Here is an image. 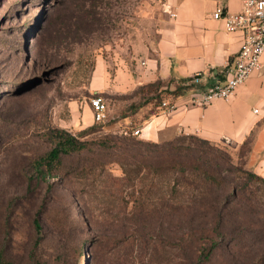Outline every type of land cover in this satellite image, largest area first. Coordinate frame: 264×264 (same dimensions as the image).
<instances>
[{
  "label": "rangeland",
  "instance_id": "374dc122",
  "mask_svg": "<svg viewBox=\"0 0 264 264\" xmlns=\"http://www.w3.org/2000/svg\"><path fill=\"white\" fill-rule=\"evenodd\" d=\"M97 4L0 0V222L6 216L9 220L7 226L0 223V255L15 264H43L55 247L57 227L75 219L83 225L73 239L79 264H192L189 245L175 243L180 220L141 218L134 230L126 205L133 200L132 190L121 179L123 171L114 158L105 159L110 162L106 168L98 164L87 180L77 176L72 183L57 182L54 193L48 191L46 181L29 182L32 158L51 147L50 128H65L96 147L120 136L119 124L126 119L143 127L149 108L171 95L164 82L160 87L145 84L122 94H103L110 120L103 126L96 124L90 111L83 119L85 109L93 111L92 77L98 64L111 70L155 41L164 0H97ZM94 8L98 12L89 13L87 20L84 11ZM215 144L231 153L240 166L254 168L249 143ZM98 152L94 148L88 157L100 161ZM53 181L61 180L50 177L49 182ZM251 182L264 211V183ZM68 187L74 189L73 195ZM158 199L155 195L152 201ZM42 203L45 236L35 247L33 216ZM242 238L243 242L250 239ZM225 248L214 261L199 264H264L257 246L235 252Z\"/></svg>",
  "mask_w": 264,
  "mask_h": 264
},
{
  "label": "trees",
  "instance_id": "16d2710c",
  "mask_svg": "<svg viewBox=\"0 0 264 264\" xmlns=\"http://www.w3.org/2000/svg\"><path fill=\"white\" fill-rule=\"evenodd\" d=\"M90 1L93 7L98 6L97 0ZM97 12L95 8L91 12L85 10V18L89 20V13ZM160 83L163 81L157 80L146 85L157 84L160 87ZM190 83L191 78L180 80L176 88L171 90L168 100L174 101L184 93L185 88L190 89ZM103 94L95 91L93 96L103 97ZM163 101L157 100L149 108L143 123L165 110ZM124 126L137 128L126 119L119 124L120 136L109 137L96 147L92 146L91 141L82 139V136L65 128H50L47 135L52 143L51 147L32 158L29 182L33 184L35 179L37 185L46 181L48 191L54 193L57 182L64 185L72 183L77 176L87 180L95 173L98 164L106 168L110 162H104L105 159L114 158L113 162L120 164L122 168L121 179L132 190L129 196L133 200L128 201L126 205L127 215L129 221L134 224V230L141 218L180 220V232L176 235L178 239L175 243L178 246L189 245L187 247L192 264L214 261L225 247H231L233 250L230 252H235L240 248L257 246L258 250L262 251L261 260H264V211L256 202V193L251 189L252 180L264 183L263 175L255 168L240 166L234 161L231 153L215 144L217 142L200 136L188 134L186 137L160 143L124 135L121 133ZM248 143L251 152L252 136L241 144ZM94 148L101 155L100 161L88 157ZM75 159L78 162H75ZM50 177L61 181L49 182ZM72 187L68 189L73 195ZM155 195L159 196L157 202L152 201ZM5 207L7 210L9 206ZM44 214L45 203H42L33 216L37 233L35 247L44 240ZM0 223L7 226V216ZM88 224L90 221L86 220V225ZM82 228L83 225L75 219L68 226L57 227L55 247L47 257L45 256L43 264H79L74 259L76 251L73 239L75 233ZM243 235L250 239L243 242ZM246 256L243 253L242 257L248 259ZM0 264L15 263L0 255Z\"/></svg>",
  "mask_w": 264,
  "mask_h": 264
},
{
  "label": "crops",
  "instance_id": "0c3cea01",
  "mask_svg": "<svg viewBox=\"0 0 264 264\" xmlns=\"http://www.w3.org/2000/svg\"><path fill=\"white\" fill-rule=\"evenodd\" d=\"M241 8L242 0H164L157 39L111 70L99 63L92 77L94 91L122 94L157 80L173 90L180 80L197 72L203 73L197 89L223 81L228 64L242 46L243 34L228 31L224 20L214 18L213 13ZM184 90L174 99L176 108L148 119L139 136L159 142L193 134L235 145L252 136L250 164L264 176V54L261 67L228 100L192 106L193 90ZM89 111L94 117L92 110L85 109L83 119Z\"/></svg>",
  "mask_w": 264,
  "mask_h": 264
},
{
  "label": "built area",
  "instance_id": "2783aa9c",
  "mask_svg": "<svg viewBox=\"0 0 264 264\" xmlns=\"http://www.w3.org/2000/svg\"><path fill=\"white\" fill-rule=\"evenodd\" d=\"M213 17L223 19L228 31H240L243 34V43L239 52L228 64L223 81H217L204 89H197L196 86L200 84L203 73L193 74L190 83L192 84L190 89L193 91L189 100L192 106L203 107L216 99L228 100L238 86L261 67V58L264 54V0H242L240 11L227 12L217 9ZM90 105L93 109L94 121L105 124L109 120V114L104 98L100 95L92 96ZM162 106L165 111L176 108L175 102L168 99L162 102ZM121 133L127 136H139L141 128L124 126Z\"/></svg>",
  "mask_w": 264,
  "mask_h": 264
}]
</instances>
